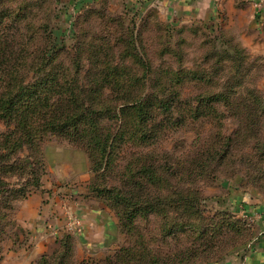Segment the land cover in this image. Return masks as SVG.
I'll use <instances>...</instances> for the list:
<instances>
[{
  "label": "rangeland",
  "instance_id": "rangeland-1",
  "mask_svg": "<svg viewBox=\"0 0 264 264\" xmlns=\"http://www.w3.org/2000/svg\"><path fill=\"white\" fill-rule=\"evenodd\" d=\"M160 1L0 0V35L8 42L37 57L54 38L49 56L72 76L79 71L85 88L87 78L107 67L132 87L129 101L155 104L144 128L152 133L148 142H122L99 177L85 150L62 137H45L41 166L29 151L13 157L41 177L10 210L0 204V264H59L63 250L68 264H120L123 258L140 264L141 243L169 264H223L246 254L256 223L245 226L238 209L242 201L264 205V26L239 33L219 10L181 17ZM214 95L221 102H213ZM104 98L126 100L111 92ZM9 130L0 122V134ZM151 164L156 174L149 180L142 165ZM5 183L0 203L26 178L15 170ZM99 186L135 192L141 204L161 202L152 212L140 211L124 231L120 208L98 196ZM188 205L196 214L185 213ZM136 244L139 259L122 252Z\"/></svg>",
  "mask_w": 264,
  "mask_h": 264
},
{
  "label": "trees",
  "instance_id": "trees-1",
  "mask_svg": "<svg viewBox=\"0 0 264 264\" xmlns=\"http://www.w3.org/2000/svg\"><path fill=\"white\" fill-rule=\"evenodd\" d=\"M16 44L18 43H14L13 39L8 42L6 36L0 35V122L10 129L0 134V193L3 190L1 186L6 185L5 180H8L9 174L13 171L17 170L21 177L26 178V183L22 187L18 189L11 187V197L1 201L0 204L7 206L9 210L11 209L10 204L27 195L26 188L39 185L41 177V173L28 165L25 159L18 161L17 164L14 163L13 157L18 153L29 151V158L32 162L41 166L38 158L40 157V145L45 137L46 139L51 138L49 136L62 137L85 150L92 170L98 173L99 177L100 171L104 172L109 169L113 161V152L121 146L122 142L142 144L148 142L152 133L144 128L153 117L155 106L152 102L129 101L128 97L131 93L129 89L132 87L120 82L122 73L118 72L119 70L107 67L104 72H101L102 69L96 70L86 80L90 87L85 88L80 84L79 76H77L79 71L74 72L72 76V71L63 67V63L56 62L57 57L49 56V50L55 44L54 38L46 41L45 48L39 52L37 57H31L32 53H27V49L22 48L21 44L17 45L21 49L14 51ZM234 51L238 56H241L243 52L236 48ZM36 61L37 63L44 61L45 65L36 67L33 65ZM27 62V67H25ZM30 72L34 73L36 79L32 80V83L24 84ZM194 76V73H191L190 78ZM105 92L116 93L121 99L126 98V100L117 103L107 101L104 98ZM249 96H251L252 103L259 107V98L252 91H249ZM221 98L214 95L211 100L221 102ZM225 102H228V99ZM111 124L115 125L114 128L110 126ZM5 162H10V166L4 165ZM150 166L153 164L147 167L142 165L143 175L149 180L156 174V171L149 169ZM95 192L98 196L108 199L111 206L116 205L120 208L119 223L124 231L131 230L134 219L140 211L152 212L161 202L156 199L152 203L147 200L141 204L139 203L140 197L135 192L127 190L124 192L121 188L100 187ZM184 199L189 200V197ZM190 199L195 200L192 197ZM3 203L7 204L3 205ZM142 206H146V209L140 210ZM185 211V213L196 214L192 205L185 207ZM240 219L248 228L254 226ZM180 228L184 227L176 229ZM167 232L172 233V231ZM257 238L258 235H254L246 253ZM136 247L137 244L129 246L122 252L129 255L127 257L139 259ZM142 247L144 260L140 264H169L167 259L151 255L143 243H141ZM183 253H190V251ZM61 256L63 258L60 259L59 264H68V259H65V250ZM125 260L126 258H123L120 264H125ZM43 264H50V262L44 261ZM110 264L117 263L115 261ZM178 264L187 263L181 259Z\"/></svg>",
  "mask_w": 264,
  "mask_h": 264
},
{
  "label": "crops",
  "instance_id": "crops-1",
  "mask_svg": "<svg viewBox=\"0 0 264 264\" xmlns=\"http://www.w3.org/2000/svg\"><path fill=\"white\" fill-rule=\"evenodd\" d=\"M160 1V0H159ZM163 1V2H162ZM159 5L166 10L175 12L181 17H187L191 13L197 14V18L203 17L208 10H219L225 13L228 21L237 25L243 33L246 30L254 29L257 25L264 26V0H162ZM165 3V4H164ZM260 3V12L255 13L256 5ZM245 30V31H243ZM244 35L242 38L244 39ZM243 205L239 212L249 215L258 213L264 205H252L242 201ZM258 235L257 240L250 250L244 255H236L232 260H227L223 264H264V218L255 224Z\"/></svg>",
  "mask_w": 264,
  "mask_h": 264
},
{
  "label": "built area",
  "instance_id": "built-area-1",
  "mask_svg": "<svg viewBox=\"0 0 264 264\" xmlns=\"http://www.w3.org/2000/svg\"><path fill=\"white\" fill-rule=\"evenodd\" d=\"M259 6V5H256ZM242 217L244 220H246L250 224H255L258 220L261 218H264V206L261 208V210L254 214V215H249L245 212H242Z\"/></svg>",
  "mask_w": 264,
  "mask_h": 264
}]
</instances>
